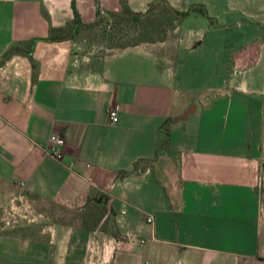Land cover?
<instances>
[{"label": "crops", "instance_id": "obj_1", "mask_svg": "<svg viewBox=\"0 0 264 264\" xmlns=\"http://www.w3.org/2000/svg\"><path fill=\"white\" fill-rule=\"evenodd\" d=\"M151 1L125 0L132 12ZM163 1L206 15L94 55L44 39L71 4L90 24L119 0H0V264H264V0ZM223 31L236 41L215 49L232 51L191 107L171 58ZM33 39L30 59L2 60Z\"/></svg>", "mask_w": 264, "mask_h": 264}, {"label": "trees", "instance_id": "obj_2", "mask_svg": "<svg viewBox=\"0 0 264 264\" xmlns=\"http://www.w3.org/2000/svg\"><path fill=\"white\" fill-rule=\"evenodd\" d=\"M120 9L117 12H101L98 8L95 11V20L90 24H82L73 4L72 20L61 28L50 29L46 42H58L73 40L82 31L92 28H99L101 40H105L106 49H124L139 44H153L163 42L167 34L173 31L180 22L190 13H198L205 16L202 6H191L187 10L179 11L163 0H153L146 4L141 12H132L126 5L125 0H119ZM109 22L111 24L109 25ZM125 38V39H124ZM35 40L25 43V48L19 44L10 47L3 55L5 60L12 54H24L30 59V51ZM104 209H96L90 212L87 218L94 217V223L100 218ZM83 227L88 228L86 219H83ZM89 229V228H88Z\"/></svg>", "mask_w": 264, "mask_h": 264}, {"label": "rangeland", "instance_id": "obj_3", "mask_svg": "<svg viewBox=\"0 0 264 264\" xmlns=\"http://www.w3.org/2000/svg\"><path fill=\"white\" fill-rule=\"evenodd\" d=\"M110 24L111 22H109ZM235 38L236 35L233 31H223L213 35H206L201 48L189 53L180 51L176 57L171 58L174 61L172 65H169L172 67L174 74L172 87L180 99L186 100L195 97V100L192 103L190 102L192 107L198 105L197 99L199 97L210 95L213 86L217 84L218 80V62H226L229 58L230 51H232L227 48L224 50H216L214 43L219 42L223 49L224 46L236 41ZM75 41L80 47L79 50H84L85 52L93 51L94 55L102 54L108 50L106 49L108 43L105 40H101V33L97 27L82 31L75 38ZM140 45H144V43ZM167 48H169V45ZM165 49L166 47L164 45L160 50ZM223 72L220 71V75H223ZM176 132H179V129ZM175 136L177 137V133H174V138Z\"/></svg>", "mask_w": 264, "mask_h": 264}, {"label": "built area", "instance_id": "obj_4", "mask_svg": "<svg viewBox=\"0 0 264 264\" xmlns=\"http://www.w3.org/2000/svg\"><path fill=\"white\" fill-rule=\"evenodd\" d=\"M107 116H108V121L111 124L116 123L117 121V115H116V110L113 109H109L107 112ZM64 145V141L62 138H60L57 135H50L47 141V146L44 149V154L53 159V160H60L61 159V154H62V148ZM8 218L9 215L6 216L5 218V223H8ZM146 222H151V218H146Z\"/></svg>", "mask_w": 264, "mask_h": 264}, {"label": "water", "instance_id": "obj_5", "mask_svg": "<svg viewBox=\"0 0 264 264\" xmlns=\"http://www.w3.org/2000/svg\"><path fill=\"white\" fill-rule=\"evenodd\" d=\"M184 116H185V114H184Z\"/></svg>", "mask_w": 264, "mask_h": 264}]
</instances>
